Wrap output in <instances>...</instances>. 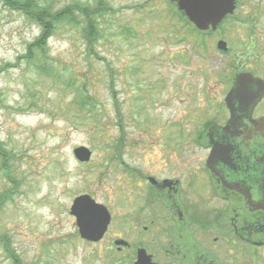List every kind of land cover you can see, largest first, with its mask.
Instances as JSON below:
<instances>
[{
	"label": "rangeland",
	"instance_id": "obj_1",
	"mask_svg": "<svg viewBox=\"0 0 264 264\" xmlns=\"http://www.w3.org/2000/svg\"><path fill=\"white\" fill-rule=\"evenodd\" d=\"M15 1L53 14V33L37 48L43 27L0 0V264H133L113 244L136 213L123 203L135 192L126 169L200 155L175 144L218 118L228 85L215 36L192 34L166 0ZM69 7L74 22L55 19ZM98 7L89 52L80 10ZM78 146L90 161L75 158ZM81 194L111 212L100 242L82 239L70 214Z\"/></svg>",
	"mask_w": 264,
	"mask_h": 264
},
{
	"label": "flooded vegetation",
	"instance_id": "obj_2",
	"mask_svg": "<svg viewBox=\"0 0 264 264\" xmlns=\"http://www.w3.org/2000/svg\"><path fill=\"white\" fill-rule=\"evenodd\" d=\"M166 1L172 17L190 26L192 34L215 36L214 51L217 61L221 59L219 80L228 89L213 110L218 118L195 132L188 146L182 145L184 135L179 133L178 151L193 148L199 156L156 159L153 164H164L167 171L126 169L132 179L124 182L133 184L135 192L123 203L136 213L127 210L124 235L113 239V244L133 264L141 249L156 264H264V205L250 202L239 185L245 182L263 199L264 130L256 123L264 120V0H231L233 12L216 29L204 31L191 23L178 0ZM241 79L245 83L240 85ZM236 84L241 89L235 91L233 111L241 116L250 111L251 119L230 128L236 133L233 137L215 129L216 141L230 143L224 146L222 158L213 162L221 173L217 175L209 166L214 148L209 131L213 125H227L231 110L226 98ZM254 146L260 149L256 172ZM236 181L238 187H233ZM108 232L109 227L105 236Z\"/></svg>",
	"mask_w": 264,
	"mask_h": 264
},
{
	"label": "water",
	"instance_id": "obj_3",
	"mask_svg": "<svg viewBox=\"0 0 264 264\" xmlns=\"http://www.w3.org/2000/svg\"><path fill=\"white\" fill-rule=\"evenodd\" d=\"M180 9L184 10L190 21L195 25L199 30H207L209 28L216 29L219 23L226 17L228 13L233 12L234 5L231 0H178ZM222 44V43H220ZM245 81L241 79L240 85L244 84ZM239 85V86H240ZM241 89L238 88L236 84L233 89H231L229 95L226 98L228 107L231 110V116L227 125L223 128H220L218 125H213L210 129V140L214 144V148L211 152L209 159V166L211 167L214 173L221 174L217 165L214 162L216 158H222L224 146L229 145V141L220 142L214 139L215 129L218 128L221 132L226 135L233 137L236 133L231 131L230 128L234 127L236 123L243 122L246 119L250 118V111L247 115L241 116L237 115L233 111V101L235 96V91ZM259 130H264V120L256 123ZM252 148V154L254 158L253 162V171L256 172L257 160L259 156L260 149ZM255 148V149H254ZM74 156L80 162H88L92 157V151L86 146H78L73 151ZM224 179V177H223ZM240 188L243 193L247 196L250 202L257 200L258 203L264 205V196L263 199L259 197L255 192L250 190L245 182H239ZM233 187H238V181L234 182ZM71 215L76 217V224L79 229V234L81 238L98 242L106 234L109 224L111 222V213L108 208L102 203L97 202L91 195L82 194L73 200V203L70 208ZM121 241H117V244H120ZM147 255L145 249L139 251L138 259L134 264H156L152 262Z\"/></svg>",
	"mask_w": 264,
	"mask_h": 264
},
{
	"label": "trees",
	"instance_id": "obj_4",
	"mask_svg": "<svg viewBox=\"0 0 264 264\" xmlns=\"http://www.w3.org/2000/svg\"><path fill=\"white\" fill-rule=\"evenodd\" d=\"M5 1L7 4L11 5L13 8L17 10H22L31 17L33 16V18L39 22V25L43 27V33L39 36V40L36 42L35 46H37V48L41 50H45L47 39L53 33V28H51L49 22H45V19L47 17H50L53 14L45 13V12H42L43 14L35 13L32 11V5L24 4L23 7H21L15 4V2H17L15 0H5ZM74 8L75 7H69L68 9H65L61 12L56 13L55 19L59 20L60 18H62L65 20L63 22H67L69 24L72 23V21L76 19L72 14V10ZM102 11H103L102 7L94 8L91 10L90 9L80 10V12L83 14V17L86 19L87 24H88V26L85 27L84 31H85V36L88 39L89 52H92V43L95 41L97 37V31H99V29L97 28V26H95V23H94L95 15ZM29 54L30 55H28V57H31L32 52H31L30 47H29Z\"/></svg>",
	"mask_w": 264,
	"mask_h": 264
}]
</instances>
